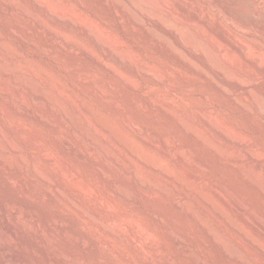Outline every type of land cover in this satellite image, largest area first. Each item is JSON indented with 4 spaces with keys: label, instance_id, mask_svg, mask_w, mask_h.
<instances>
[{
    "label": "rangeland",
    "instance_id": "obj_1",
    "mask_svg": "<svg viewBox=\"0 0 264 264\" xmlns=\"http://www.w3.org/2000/svg\"><path fill=\"white\" fill-rule=\"evenodd\" d=\"M42 1H39L41 6H37L33 0H8L16 7H23L30 18L0 6V55L35 74L43 85H40L41 90L52 87V91L57 94L51 96H54V100L60 99L55 102H63L61 104L68 106V110L77 112L87 109L86 119L89 122H85L84 126L93 135L102 134V120L121 136L128 138L135 148L145 152L155 162L159 161L160 170H175V178L182 180L184 177L186 184L191 185L189 189L182 186V190L181 186H175L174 181L170 186L173 192L183 195L180 200L186 206L192 203L206 207L200 199V202L197 201L199 197L195 190L199 188L203 191L210 200L216 201L215 204L227 218L237 226L239 224L243 233L246 232L260 243V248H257L260 251L245 242L241 232L230 228V222L224 229L225 226L216 217L214 225L204 227L195 214L180 212L169 200L149 195L133 181L124 180L106 162L103 161V164L87 147L81 134L57 117L58 112L48 108V104L34 102L35 109L46 110L54 117V123L44 124L36 112H22L11 98L0 97V211L4 215L5 229L11 230L4 235L0 229V264H248L227 255L220 242V239H224L223 232L231 234L238 244L244 246L245 243L252 257L258 258L253 259L264 264V231L244 217V211L248 210L264 220V116L245 95L249 88L264 94V67L253 59L257 51L264 61V32L257 28V25H264V12L259 5L254 0H227L236 18L253 24L256 31L255 40H248L251 48L243 49L232 43L223 31L231 23L220 9H206V13L213 15L210 22L202 20L201 13H196L197 10L191 6L182 7L178 0H166L188 20L193 35L199 36L196 23L201 24L200 30L209 33L210 50L214 55L216 51L218 59L254 72L252 77H248L253 83L248 85L244 82L245 77L240 76L241 81H234L219 75L207 58L185 47L178 37L149 20L153 31L158 36L162 35L174 52L156 46L139 32L126 31L114 11L100 0ZM134 5L131 1L130 9L138 14ZM58 15L69 21L74 19V26L58 22L53 17ZM37 22L41 23L42 29ZM91 31H96L98 40L91 35ZM66 39H72L76 48L69 49ZM255 45L257 48H254ZM109 47L119 51L127 62L117 61ZM103 63L108 64L107 67ZM146 66L151 68V71L147 68L151 73L143 72ZM197 69L203 75L197 73ZM17 73L21 74V71H15ZM1 74L0 78L6 82H10L13 76L5 72ZM29 94L23 92L24 98H29L26 101L32 99ZM129 123L139 130H145L151 138L165 141L163 143L168 151H161L152 143L142 142ZM65 136L72 139V148L61 144ZM109 139L112 140L111 137L105 138L104 144L109 145ZM117 149L114 148V152L119 154L120 159L130 163L131 160ZM175 149L182 150L178 157L173 154ZM77 152H84L85 158H79ZM245 168L247 170L244 171ZM101 171L110 172L112 179L118 181L117 184L135 195L139 205L121 198L112 186L104 182ZM250 173L256 177L251 179L248 176ZM217 187L237 199L235 201L245 209L240 212L224 198L215 195L213 189ZM208 208L213 211L211 206ZM154 215L160 218L159 223L153 218ZM131 223L139 225L141 229L133 231ZM210 225L221 228L223 234L219 233L218 237L213 235ZM214 227L211 231L216 230ZM175 236L182 238L189 253L175 247ZM113 239L122 245L114 243Z\"/></svg>",
    "mask_w": 264,
    "mask_h": 264
},
{
    "label": "bare ground",
    "instance_id": "obj_2",
    "mask_svg": "<svg viewBox=\"0 0 264 264\" xmlns=\"http://www.w3.org/2000/svg\"><path fill=\"white\" fill-rule=\"evenodd\" d=\"M10 1V0H9ZM18 1V0H17ZM35 2V4L37 6H41L40 5V0H33ZM42 1V0H41ZM101 2H103L104 4H106L107 6L110 7V9H112L114 11V13L118 16L119 21L121 22L123 28L126 31H135V32H139L145 36H147L156 46H159L165 50L168 51H173L171 50L172 46L170 47L169 43L164 41V38L161 37L160 35L158 36L157 33H155L151 28V26L149 25V21L153 22L155 25L160 26L162 28H164L166 31H169L170 33H172L174 36L178 37L181 41V43H183L185 45V47H189L190 49H192V51L194 50L196 52V54L200 55L201 57H205L209 60V62H211V64H213V66L216 68V71L219 75L223 76L224 78L230 79V80H234V81H241V77H245L246 80H244V82L248 85L252 84L253 82L248 79V77H252L254 75V72L248 68H245L241 65H234L231 66L229 64V62H224L221 61L220 59H218L215 55H216V51H214L215 55L212 53V48L210 45L211 42V38H209V33L203 30H200L198 23H196L195 25L198 28V33L199 36L197 35H193L191 32V29L188 27V20L186 21V19L179 14L178 10L174 9L171 7V5L166 1V0H100ZM133 2L135 5L134 7H136L138 9V14H134L131 9H130V2ZM256 2V4L259 5L260 9L263 10L264 12V0H254ZM20 2V1H19ZM43 2V1H42ZM45 2V1H44ZM43 2V3H44ZM48 2V1H47ZM178 2L181 4L182 7H190L194 10L196 9V13H201V19L204 21H212L213 19L211 18L212 16L210 12L206 13V9L207 8H217L220 9L222 11V13L225 14L226 19L228 18L227 21H230L229 23H231L230 25H227L226 28L223 30L225 32V34H227V36L229 37L230 41H232V43L234 42L235 44L239 45L240 47H242L243 49H249L251 48V43H249L250 40H255L253 39L254 36H256V31H254L252 25L250 23L247 22H243L242 20L240 21L239 19L236 18V14L234 15L233 12L230 10L229 8V4L227 0H178ZM23 3V2H22ZM42 3V4H43ZM70 3V2H69ZM45 4V3H44ZM55 6L57 5L56 3ZM83 4V3H82ZM132 4V3H131ZM253 4V2H252ZM65 5V4H64ZM69 5V4H68ZM71 5V4H70ZM133 5V4H132ZM232 5V4H231ZM230 5V6H231ZM0 6H2L5 10H10L13 12H21V14L23 13L24 15H26V17H28L30 14L22 7H16L15 5H13L11 2H8V0H0ZM52 6V5H50ZM62 6V5H61ZM67 6V5H66ZM47 7V6H46ZM64 7V6H63ZM57 8V7H56ZM73 8V7H72ZM67 9V8H65ZM77 9V8H76ZM184 9V8H183ZM188 9V8H187ZM191 9V10H192ZM69 10V9H68ZM189 10V9H188ZM208 10V9H207ZM59 11V9H58ZM216 12H218L217 10H215ZM258 11V10H257ZM260 11V10H259ZM74 12V11H73ZM83 12V11H82ZM212 12V11H211ZM256 12V10H255ZM57 13V12H56ZM71 13V12H70ZM80 13V12H79ZM32 14V13H31ZM214 14V13H213ZM58 16H53L54 19L58 20V22H62V23H66L69 26H72L73 23L72 19H70L71 21L67 20V19H63L61 17ZM81 16V15H80ZM85 16V15H84ZM215 16V15H214ZM31 17V16H30ZM28 17V18H30ZM40 17V16H39ZM64 17V16H63ZM79 17V16H78ZM91 17V16H90ZM217 17V16H216ZM255 17V16H254ZM34 18V16H33ZM82 18V17H81ZM85 18V17H84ZM210 18L212 20H210ZM214 18V17H213ZM252 17H250L251 19ZM43 19V17H42ZM45 19V18H44ZM78 19V18H77ZM83 19V18H82ZM216 19V18H215ZM34 19H32L33 21ZM67 20V21H64ZM96 20V19H95ZM222 20V19H220ZM42 21V20H41ZM75 21V20H74ZM92 21V20H90ZM226 21V20H225ZM262 22V21H261ZM39 24V22H37ZM75 23V22H74ZM84 23V21H83ZM95 23V22H94ZM223 23V22H222ZM252 23V22H251ZM259 23V22H258ZM35 24V23H34ZM86 24V23H85ZM213 25V23H211ZM23 25V24H22ZM51 25V24H50ZM98 25V24H97ZM100 25V24H99ZM223 25H225L223 23ZM39 28L41 27V23L38 25ZM37 26V28H38ZM44 26V25H43ZM74 26V25H73ZM90 26V24H89ZM205 26V25H204ZM101 27V26H100ZM255 27V26H254ZM27 28V27H26ZM44 28V27H43ZM53 28V27H52ZM161 28V29H162ZM195 28V29H197ZM219 28V27H218ZM257 28L261 31L264 32V25L260 24L257 25ZM42 29V28H40ZM73 29V28H72ZM90 29V28H89ZM102 29V28H101ZM105 29V28H104ZM82 30V29H81ZM208 30V29H207ZM94 31V30H93ZM104 31V30H103ZM157 31V30H155ZM62 32V31H59ZM96 32V31H95ZM91 31V35L96 39V33ZM210 32V31H209ZM258 32V31H257ZM50 34V33H49ZM88 34V33H87ZM110 34V33H108ZM215 34V33H214ZM264 34V33H263ZM58 35V34H57ZM90 35V34H89ZM102 35V34H101ZM260 35V34H259ZM60 36V35H59ZM116 36V35H115ZM211 36H213L211 34ZM165 37V36H164ZM110 38V37H109ZM163 38V39H162ZM60 39V38H59ZM263 39V36H262ZM62 40V39H61ZM72 40V39H71ZM71 40H65V43H67L69 45V49L71 48H76V44H74ZM218 40V39H216ZM249 40V41H248ZM264 40V39H263ZM107 41V40H106ZM110 41V40H109ZM118 41V37L117 40ZM169 41V40H168ZM105 42V41H104ZM218 42V41H217ZM252 42V41H251ZM254 42V41H253ZM82 43V42H81ZM97 43V42H96ZM101 43V42H100ZM120 43V42H119ZM171 43V42H170ZM213 43V42H212ZM37 44V43H36ZM106 44V43H105ZM181 44V45H183ZM257 44V42H256ZM85 45V44H84ZM183 45V47H184ZM217 45V44H216ZM219 45V44H218ZM253 45V44H252ZM117 46V45H116ZM174 46V45H173ZM221 46V44H220ZM83 47V46H82ZM103 47V46H102ZM108 47V46H107ZM256 47V45L254 46V48ZM5 49V47H2ZM43 48V47H42ZM90 48V47H89ZM123 48V47H122ZM176 48V47H175ZM174 48V49H175ZM186 48V49H187ZM257 48V47H256ZM59 49V48H58ZM109 49H111L109 47ZM108 49V50H109ZM211 49V50H210ZM73 50V49H72ZM71 50V51H72ZM89 50V49H88ZM94 50V49H93ZM178 50H180L178 48ZM76 51V50H75ZM86 51V50H85ZM182 51V50H181ZM180 51V52H181ZM193 51V52H194ZM256 51V50H255ZM261 51V50H260ZM77 52V51H76ZM112 56L119 62H122L123 60H125V58H123V56L119 53V51L117 52V50H113V48L110 50ZM109 52V53H110ZM136 52V50H135ZM174 52V51H173ZM245 52V51H244ZM86 53V52H85ZM93 53V52H92ZM96 53V52H95ZM139 53V52H138ZM255 53V52H254ZM140 54V53H139ZM264 54V53H263ZM86 55V54H85ZM98 55V54H97ZM96 55V56H97ZM176 55V54H175ZM248 55V54H247ZM93 56V55H92ZM135 56V55H134ZM139 57V56H138ZM181 57V56H180ZM179 57V58H180ZM263 57V56H262ZM129 58V57H128ZM204 58V59H205ZM103 59V58H102ZM182 59V58H181ZM254 61L256 63L259 64V66L261 65L262 67H264V61L261 60V55L260 52L255 53L254 55ZM264 59V58H263ZM188 60V59H187ZM206 60V59H205ZM130 61V60H129ZM182 61V60H181ZM127 62V61H126ZM146 62V61H145ZM144 62V63H145ZM107 63V62H106ZM189 63V62H188ZM104 64V63H103ZM102 64V66H103ZM111 64V62H110ZM149 64V63H147ZM191 64V63H190ZM108 65V64H106ZM104 64V66H106ZM125 65V64H124ZM135 65V64H134ZM189 65V64H187ZM192 65V64H191ZM258 66V65H257ZM107 67V66H106ZM116 67V65H115ZM136 67V66H135ZM191 67V66H190ZM199 67V66H198ZM203 66H201L202 68ZM132 68V67H131ZM134 68V67H133ZM138 68V67H137ZM146 66L143 69V72L147 74V72H149V70L151 71V68H148ZM197 68V67H195ZM108 69V68H107ZM20 70L21 74H15V71ZM110 70V69H109ZM113 71V69H111ZM197 73H199L200 75H203L202 71H199L198 69L196 70ZM7 73V74H12L13 76L10 79V82H6L5 80H2V78H0V97L1 98H11L12 101L15 103V105H17L22 112L28 113V112H36L39 120L41 122H43L44 124H51L53 122L54 117H52L51 115H49L48 113H46L43 109H35L34 106V102H44V104H48V108L53 109L54 111L56 110L57 117L62 118V120H65L68 124H70L69 127H72L78 134H81V136L84 138L87 147H89L92 152L98 156V158H100L102 160V162H106V164H108V166H110L109 168H111L113 171H115L116 173H118L124 180H131L133 181L135 184H137L139 187L144 188L149 195H154L155 196H159L161 198V200H169L175 209H177L180 212H185V213H191V214H195V216H198V218L202 221V223L205 225L209 226V224L214 225V218H219L218 220H221V224H223L226 228V224H228L230 222L232 229H235L239 232H241L244 236V238L246 239L245 242H249V245L251 244L252 246H255L257 249L258 247L260 248V243L252 238L251 236H249L248 234L243 233L241 231V229H239V224L238 226L231 221V219H229V217L227 218L226 214L223 212V210L221 208H219L215 203L213 202L214 200H210V198H208L206 196V194H203V191L196 189L195 191H197L198 193V199L197 201L200 199L202 202L201 204H204L206 207H200L197 206L195 204H190L188 206H186L182 200H180L182 196H180L179 193L177 192H173L172 188H171V184L172 181L175 182V186H182L185 187V189H189V185L190 183L187 185L185 180L182 178L181 179H177L175 178L174 175V171L170 172L169 170H160V166H159V161L158 163L155 162L154 160H152V158H150V156H148L145 152H141L139 149L135 148L134 145L131 144V142L129 141L128 138L121 136L119 133H117V131H114L110 125H108L106 122L101 120V129H102V134H99V136H95L93 135L91 132L88 131V129L84 126L85 122H87L86 119V111H88L87 109H85V112H77L74 110H68L65 106L61 103L63 102H55L59 101L60 99L57 98L54 100V96H51V94L55 93L52 91V87L51 89L49 88H44L41 90L40 85L41 82H39L36 77L35 74L33 75L29 70H27V68L23 67L22 65H18V64H14L12 63L10 60H8L7 58H5L4 56L0 55V75H2L1 73ZM118 72V71H117ZM15 75H14V74ZM20 73V72H19ZM115 73V72H114ZM123 73V72H122ZM143 73V74H144ZM151 73V72H149ZM159 73V72H158ZM161 73V72H160ZM127 74V73H126ZM162 74V73H161ZM4 75V74H3ZM206 75V74H205ZM156 76V75H155ZM154 76V77H155ZM165 76V75H164ZM257 76V74H256ZM3 77V76H1ZM121 77V76H120ZM6 78V77H5ZM241 79V80H240ZM168 80V79H166ZM215 80V79H214ZM213 80V81H214ZM133 81V80H132ZM131 81V82H132ZM172 81V80H171ZM134 82V81H133ZM169 82V81H168ZM175 83V82H174ZM130 84V83H129ZM132 84V83H131ZM134 85V84H133ZM43 86V85H41ZM24 88L23 90L21 88ZM46 87V86H45ZM246 91V90H245ZM23 92H29L31 95V101H26L28 99L24 98L23 96ZM244 92V91H243ZM57 93H55L56 95ZM246 97L250 98L252 100V103L255 105V107L258 109V111L264 116V94H259L258 92H256L255 89L253 88H249L246 92H245ZM28 97V96H27ZM59 97V96H58ZM25 99V100H24ZM137 100V99H136ZM138 101V100H137ZM244 101V100H243ZM140 102V101H139ZM65 104V103H64ZM52 105V107L50 106ZM14 106V105H13ZM247 106V105H246ZM15 107V106H14ZM37 107V106H36ZM45 107V105H44ZM144 107V106H143ZM249 108V107H248ZM8 109V108H7ZM80 109V108H78ZM77 109V110H78ZM252 110V109H251ZM29 114V113H28ZM91 114V113H90ZM95 115V114H94ZM182 115V114H181ZM36 116V115H35ZM213 117V116H212ZM261 117V116H260ZM56 118V117H55ZM215 119V118H214ZM89 120V119H88ZM181 120V119H180ZM207 120V119H206ZM210 120V119H209ZM55 121V120H54ZM211 121V120H210ZM89 122V121H88ZM87 122V123H88ZM54 123V122H53ZM86 123V124H87ZM92 123V122H91ZM223 123V122H222ZM94 124V123H93ZM92 124V125H93ZM54 125V124H53ZM90 125V124H89ZM130 128L134 129L135 133H137L139 139L142 142L145 143H152L155 146H157L158 148H160V150L162 151H168V149L166 148L165 141L161 142L159 140L153 139L151 138L146 131L144 130H139L138 128H136L133 124L129 123L128 124ZM221 125V124H220ZM219 125V126H220ZM28 126V125H26ZM97 126V124H96ZM196 126V125H195ZM17 127V126H16ZM21 127V126H20ZM190 127V126H189ZM223 127V126H222ZM2 128V127H0ZM24 128V127H23ZM29 128V127H28ZM100 128V127H98ZM229 128V127H228ZM54 129V128H53ZM189 128H187L186 130H188ZM227 129V128H226ZM73 131V130H72ZM228 131V129H227ZM191 132V131H190ZM100 133V132H99ZM97 134V133H96ZM150 134V133H149ZM233 134V133H232ZM235 134V133H234ZM35 135V134H34ZM107 135H109L111 139H109L108 141L111 140L110 144L107 145L106 143L104 144V139L105 138H110V137H106ZM4 136V135H3ZM63 136V135H62ZM235 136V135H233ZM23 137V136H22ZM35 137V136H34ZM57 137V136H56ZM175 137V136H174ZM26 138V136L24 137ZM63 139L61 140V144L63 143V145L65 147H71L74 146L72 139L68 136L62 137ZM11 139V138H10ZM33 139V138H32ZM59 139V138H58ZM250 139V138H249ZM243 140V139H242ZM247 140V139H246ZM3 141V140H2ZM1 141V142H2ZM5 141V140H4ZM13 141V140H12ZM34 141V140H33ZM38 141V140H37ZM60 142V141H59ZM240 142V141H239ZM3 143V142H2ZM35 143V142H33ZM168 142H166L167 144ZM16 144V143H15ZM32 144V143H31ZM36 144H38V142H36ZM180 144V143H178ZM14 145V144H13ZM35 145V144H32ZM42 145V144H41ZM46 145V144H45ZM44 145V146H45ZM177 145V144H176ZM184 145V144H183ZM85 146V145H84ZM154 146V147H155ZM222 146V145H221ZM79 147V146H78ZM178 147V146H177ZM36 148V147H35ZM88 148V149H89ZM114 148H119L120 152L122 154H125L124 156L129 158V160H131L130 163H126L123 161V159L121 160L119 157V154H117L116 152H114ZM173 148V147H172ZM175 148V147H174ZM218 148V147H217ZM224 148V147H223ZM8 149V148H7ZM70 149V148H69ZM117 149V150H119ZM184 149V148H183ZM20 150V149H19ZM178 150V149H177ZM176 149L173 151L176 156L181 155L180 151H177ZM226 150V148H225ZM90 151V150H88ZM185 151V150H184ZM218 151V150H216ZM223 151V150H221ZM220 151V152H221ZM262 151V150H261ZM1 152V151H0ZM119 152V153H120ZM84 152H77V156L79 158H85ZM120 153V154H121ZM164 153V152H163ZM4 154V153H3ZM26 154V153H25ZM172 154V153H171ZM172 154V156H174ZM185 154V153H183ZM247 154V153H246ZM20 155V153H19ZM22 155V154H21ZM222 155V153H221ZM234 155V154H233ZM57 156V155H56ZM177 156V157H178ZM183 156V155H182ZM181 156V158H182ZM6 157V156H5ZM9 157V156H8ZM47 157V156H46ZM186 157V156H185ZM199 157V156H198ZM251 157V156H250ZM19 158V157H18ZM17 158V159H18ZM175 158V157H174ZM200 158V157H199ZM243 158V156H242ZM259 158V157H258ZM202 159V158H200ZM241 159V158H240ZM27 161V160H26ZM100 161V160H99ZM206 161V160H205ZM229 161V160H228ZM25 162V161H24ZM103 162V164H104ZM201 162V161H200ZM209 162V161H208ZM263 162V161H262ZM22 163V162H21ZM180 163V162H178ZM231 163V162H230ZM236 163V162H235ZM57 164V163H56ZM65 165V164H64ZM181 165V163H180ZM180 165L178 164L177 166L180 167ZM253 165V164H252ZM54 166V165H53ZM58 166V165H57ZM69 166V165H68ZM176 166V164H175ZM240 166V165H239ZM256 166V165H255ZM12 167V166H11ZM165 167V166H164ZM173 167V166H172ZM233 167V166H232ZM247 168V166H245ZM263 167V166H262ZM6 168V167H5ZM244 169L247 170V169ZM95 169V167L93 168ZM103 169V168H102ZM184 169V168H183ZM241 169V168H240ZM258 169V168H257ZM134 170L136 172H134ZM181 170V169H180ZM72 171V170H71ZM100 171V170H99ZM183 171V170H182ZM242 171V170H241ZM251 172V170H249ZM184 172V171H183ZM39 173V172H38ZM110 173V172H109ZM106 171H101V174L104 178V182L108 185V186H112L114 189V191H116L121 198H124L125 201L137 205L138 204V200L135 198V195L131 194V191L129 192L128 190H126V188H123L119 185V183L117 184V182H115L112 179V176ZM44 174V172H43ZM56 174V173H55ZM65 174V172H64ZM68 174V173H67ZM176 174V173H175ZM181 174V173H180ZM248 174V173H247ZM255 174V173H254ZM29 175V174H28ZM60 175V174H59ZM71 175V174H70ZM44 176V175H43ZM244 176V175H243ZM247 177V175H245ZM252 178H254L255 175H253V173H250V175H248ZM14 177V176H13ZM32 177V176H31ZM50 177V176H49ZM57 177V176H56ZM177 177V176H176ZM244 177V178H246ZM256 177V176H255ZM118 178V177H117ZM189 178V177H188ZM65 179V178H64ZM69 179V177H68ZM260 179V178H259ZM189 180L191 181V179L189 178ZM193 180V179H192ZM250 180V179H249ZM52 181V180H51ZM74 181V180H73ZM130 181V182H131ZM187 181V179H186ZM188 181V182H190ZM196 181V180H195ZM209 181V180H208ZM256 181V180H254ZM258 181V179H257ZM256 181V182H257ZM32 182V181H31ZM40 182V181H39ZM54 182V181H53ZM88 182V181H87ZM173 182V183H174ZM253 182V181H252ZM260 182V180H259ZM27 183V181H26ZM29 183V182H28ZM34 183V181H33ZM121 183V182H120ZM124 183V182H123ZM254 183V182H253ZM264 183V182H263ZM25 184V183H24ZM35 184V183H34ZM37 184V183H36ZM192 184V183H191ZM198 184V183H197ZM202 184V183H201ZM205 184V183H204ZM41 185V184H40ZM45 185V183H44ZM128 185V184H127ZM132 185V184H131ZM208 185V184H207ZM25 186V185H24ZM48 186V185H47ZM126 186V185H125ZM135 186V185H134ZM191 186V185H190ZM222 186V185H221ZM259 186V185H258ZM260 186H261V182H260ZM264 186V185H263ZM23 187V186H22ZM104 187V186H103ZM137 187V186H136ZM177 187V188H178ZM183 187V188H184ZM44 188V186H43ZM69 188V187H68ZM67 188V189H68ZM84 188V187H83ZM89 188V187H88ZM138 188V187H137ZM191 188V187H190ZM229 188V187H228ZM227 188V189H228ZM34 189V188H33ZM180 189V188H179ZM261 189V187H260ZM23 190V189H22ZM44 190V189H43ZM48 190V189H46ZM131 190V189H130ZM183 190V189H182ZM212 190V189H211ZM214 193L217 196H220L221 198H224V200H226L228 202V204H230L231 207L236 208L237 210H239L241 212V210L243 209V207L241 208L238 204V202H236L235 200L237 199H233L231 196H229L225 191L221 190V188H214ZM263 190V189H261ZM39 192V191H38ZM43 192V191H42ZM52 192V191H51ZM59 192V191H58ZM92 192V191H91ZM44 193V192H43ZM42 193V195H43ZM54 193V191H53ZM133 193V192H132ZM188 193V192H187ZM212 193V194H214ZM264 193V190H263ZM47 194V193H46ZM145 194V193H144ZM191 194V193H189ZM25 195V194H24ZM62 195V194H61ZM94 195V194H93ZM106 195V194H105ZM148 195V196H149ZM193 195V194H192ZM39 196V195H38ZM48 196V195H47ZM50 196V195H49ZM43 197V196H41ZM93 197V196H92ZM102 197V196H101ZM195 197V196H194ZM212 199L213 196L211 197ZM1 199V198H0ZM7 199V198H6ZM101 199V198H100ZM217 199V198H216ZM38 200V199H37ZM59 200V199H58ZM200 200L198 202H200ZM8 201V200H7ZM110 201V200H109ZM124 201V202H125ZM221 202V200H219ZM95 202V201H94ZM111 202V201H110ZM78 203V202H77ZM113 203V202H112ZM162 203H164L162 201ZM168 203V202H166ZM165 203V204H166ZM188 204V203H187ZM104 205V204H103ZM107 205V204H106ZM115 205V204H114ZM139 205V204H138ZM203 205V206H204ZM105 206V205H104ZM141 206V205H140ZM208 206H211L213 208V211L210 210L208 208ZM229 206V205H228ZM246 206V205H245ZM8 207V206H7ZM18 207V206H17ZM108 207V206H107ZM136 207V206H135ZM139 207V206H137ZM106 208V207H105ZM107 209V208H106ZM140 209V208H139ZM245 209V208H244ZM243 209V210H244ZM109 210V209H108ZM115 211V210H114ZM248 210L244 211V217H246L248 219V221L253 222L255 225H257L259 228H261L264 231V220H261L260 218H258L257 216H255L252 213L247 212ZM123 213V212H122ZM17 214V213H16ZM190 214V215H191ZM127 215V214H126ZM181 215V214H180ZM243 215V214H242ZM17 216V215H16ZM8 217V216H7ZM30 217V216H29ZM153 217V216H152ZM234 217V216H233ZM126 218V217H125ZM154 219L157 220V222L159 223V217H156L154 215L153 217ZM31 219V218H30ZM162 219V218H161ZM164 219V218H163ZM162 219V220H163ZM233 219V218H232ZM176 220V219H175ZM26 221H28L26 219ZM100 221V220H99ZM124 221V220H123ZM240 222V221H239ZM24 223V222H23ZM28 223V222H27ZM104 223V222H103ZM136 224V222H133ZM244 223V222H243ZM4 215L2 213V211H0V229L2 231V233L5 235L8 232H11V230L9 231V229H5L4 227ZM8 224V223H7ZM26 224V223H25ZM90 224V223H89ZM102 224V223H101ZM99 223V225H101ZM106 224V223H104ZM132 224V223H131ZM132 224V230L133 231H138V226L139 225H135ZM202 224V225H203ZM228 224V225H230ZM242 224V223H241ZM10 225V223H9ZM23 225V224H22ZM30 225V224H29ZM40 225V224H39ZM38 225V226H39ZM201 225V224H200ZM243 225V224H242ZM105 226V225H104ZM35 227V225H34ZM37 227V226H36ZM52 227V226H51ZM103 227V225H102ZM106 227V226H105ZM211 227V225H210ZM214 227V226H213ZM211 227V228H213ZM222 227V226H221ZM241 227V226H240ZM10 228L12 229V227L10 226ZM40 228V227H39ZM210 228V232H213V235H215L216 237H218V235H220L219 233H222L223 230L221 228H215L216 230H212L211 231ZM258 228V229H259ZM108 229H110V227L108 226ZM141 229V228H140ZM139 229V230H140ZM44 230V229H43ZM107 230V229H106ZM112 230V228L110 229ZM108 230V231H110ZM116 230V229H115ZM166 230V229H165ZM173 230V229H172ZM243 230V229H242ZM32 231V230H31ZM38 231V230H37ZM230 231V230H229ZM228 231V232H229ZM13 232V231H12ZM23 232V231H22ZM120 232V231H119ZM142 232V231H141ZM145 232V231H144ZM232 232V231H230ZM39 231L37 232L38 235ZM224 233V234H223ZM223 238L224 239H220L221 242V246L223 247V249L226 251L227 255L230 256L231 258L234 259H239L242 260L243 262H253L254 264H259L258 262H256V259L254 260L252 257V252L250 250H247V248L245 247V243L244 246L238 244L236 242V240L234 239V237L229 234V233H225L223 232ZM17 234V233H16ZM30 234V233H29ZM27 234V236L29 235ZM114 234V233H113ZM116 234V233H115ZM143 234V233H142ZM150 234V233H149ZM156 234V233H155ZM233 234V233H232ZM15 235V234H14ZM24 235V233H23ZM66 235V234H65ZM106 235V234H105ZM131 235V233H130ZM31 236V234H30ZM36 236V235H35ZM107 236V235H106ZM109 236V235H108ZM107 236V237H108ZM134 235H132L133 237ZM155 236V235H154ZM212 236V235H211ZM242 236V237H243ZM57 237V236H56ZM110 237H112L110 235ZM108 237V238H110ZM131 237V238H132ZM213 237V236H212ZM113 238V237H112ZM126 238V237H125ZM214 238V237H213ZM261 238V237H260ZM50 239V238H49ZM68 239V238H67ZM115 239V238H114ZM113 239V242L119 245H122L121 242H116ZM174 239V243H175V247L177 246V248L179 247L184 253H189L190 250H188V246H186L184 244V242L181 240L182 238L180 237H173ZM218 239V238H216ZM19 240V239H18ZM38 240V239H37ZM42 240V239H41ZM54 240V239H53ZM47 241V240H45ZM52 241V240H51ZM56 241V240H55ZM129 241V240H128ZM136 243L138 245L139 242L138 240H135ZM185 241V239H184ZM217 241V240H216ZM52 243V242H51ZM118 245V246H119ZM25 247V246H24ZM40 247V246H39ZM57 247V246H56ZM127 247V246H126ZM136 247V246H135ZM178 248V249H179ZM253 248V247H252ZM124 249V248H123ZM139 249V248H138ZM249 249V248H248ZM262 249V246H261ZM37 250V249H36ZM48 250V249H47ZM259 250V249H257ZM124 251V250H123ZM223 251V250H222ZM251 253H250V252ZM260 251V250H259ZM59 252V251H58ZM141 252V251H140ZM182 252V253H183ZM48 253V252H47ZM143 253V252H142ZM263 253V252H262ZM37 254V253H36ZM147 254V253H145ZM157 254V253H156ZM194 254V253H192ZM254 254V253H253ZM1 255V254H0ZM150 255V254H149ZM148 255V256H149ZM155 256V255H154ZM163 256V255H162ZM194 256V255H193ZM1 257V256H0ZM7 257V256H6ZM17 257V256H16ZM126 257V256H125ZM197 257V255H196ZM228 257V258H230ZM15 258V257H14ZM133 258V257H132ZM192 258V257H191ZM195 258V257H194ZM254 258H257L256 256ZM125 259V258H124ZM163 259V258H162ZM199 259V258H198ZM258 259V258H257ZM151 260V259H150ZM197 260V259H196ZM238 260V261H239ZM138 262V261H137ZM136 262V263H137ZM155 262V261H154ZM197 262V261H196ZM235 262V261H234ZM241 262V261H240ZM55 263V262H54ZM156 263V262H155ZM154 263V264H155ZM197 264H200L197 262Z\"/></svg>",
    "mask_w": 264,
    "mask_h": 264
}]
</instances>
